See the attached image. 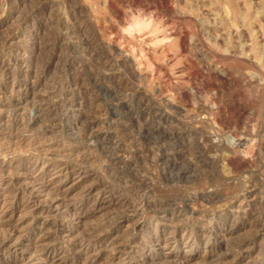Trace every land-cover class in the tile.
<instances>
[{
    "label": "bare ground",
    "instance_id": "1",
    "mask_svg": "<svg viewBox=\"0 0 264 264\" xmlns=\"http://www.w3.org/2000/svg\"><path fill=\"white\" fill-rule=\"evenodd\" d=\"M109 1L111 2V0ZM16 2L14 1V3ZM14 3L12 2V4ZM48 3L43 1V4L35 6L36 8L23 18L21 15L25 13L16 16L18 19L22 18L19 21L22 27L16 26L20 30L8 32L0 38L2 47L0 48V264H186L187 262L184 260L186 256L181 260L177 258L179 251L184 247L188 248L187 251L191 257L195 255L200 258L202 264H224V260L227 258L231 260V264H255L257 261L264 264V222L258 225L260 226L258 229L256 228L261 241L260 238L250 241L249 238L248 241L236 245L234 249L229 250L226 247V251L225 249L221 251L217 243L218 238H229L230 234L251 223L250 219L257 214L254 212L255 207L251 202L255 196L250 198L255 189L244 193L236 190L235 194L229 196V193L218 191L216 188L220 185L236 186L235 184L238 183L226 177H215L210 172L198 178L190 176V179L195 181L194 183L200 184L203 181L208 185L203 189L202 187L200 190L168 187L175 177L182 179L187 176L188 178V167L183 168L180 166L181 163L178 165V163L169 160L168 152L165 153L164 150L155 156L152 155L154 158L151 162L149 160L148 165L141 168L134 167L132 163L125 160H120L116 155L118 144L116 143L115 147L108 146V131H100L96 128L116 116L115 111H110L108 106L101 104L102 108L97 102L101 100H98L95 95L94 98L92 97V101L97 103L95 104L97 108L93 111L89 110V116L86 113L83 116L86 118L80 121L83 119V114L77 108V103L87 85L83 82L85 85L83 86L79 81H76L73 86L72 80L69 79L53 81L50 84L45 82V79L48 80L45 72L55 62L57 54L55 47L61 40L72 39L73 41V38H77L76 42L88 44L91 41L90 34L93 36V33L88 31L91 28H88L87 23L89 22H78L76 19L75 21L71 15L66 18L61 17L62 14L53 19V23L50 22L52 18L49 17L50 21H48L51 24L46 26H52L49 27V30H44L46 32L42 31V28L45 27L39 20L40 23H37L36 19L44 14L43 10L46 9ZM17 5L19 4L17 3ZM69 14L74 13L70 12ZM18 19L14 20L18 21ZM41 31L52 37L50 45L53 50L49 53V58L46 57L48 60L46 59L47 61L43 65L44 69L41 72H36L35 68L29 67L31 60H28L25 55H35L44 42L39 41L36 44L22 42L25 39L27 41V38L39 36ZM44 33L41 35L42 37H45ZM47 45L49 46V44ZM84 46L86 47L85 44ZM81 47L83 48V45ZM111 47L114 52L121 50V47L115 46L113 43ZM111 47L109 46V48ZM68 48L71 47L68 46ZM133 53V49H130L124 55L126 60H123H131ZM105 54L109 55L110 53L106 52ZM122 54H120L121 56L116 54L118 57L115 58L119 59ZM250 55L244 56L245 61L248 62V65L253 66V69L256 68L257 73L261 75V64L255 65L253 60L256 61V59ZM69 59L71 58L67 56L65 61L69 62ZM115 60L110 63L112 64L110 69L101 74L102 79L103 77L115 78L122 73L119 69L120 61ZM241 62H244L243 59ZM127 63L129 64L128 61ZM136 65L133 66L134 69H136ZM23 67L27 68L23 69ZM135 73V76L141 74L140 71ZM84 76L86 78L87 75ZM136 77L139 78V76ZM256 79L259 80V78ZM136 85L135 87L129 85L131 90L122 95H119L118 92L113 94L115 98L119 99L120 96L125 98L126 103L121 104L120 97L119 106L127 109L134 107L138 95L141 94L140 88H137ZM144 95L145 93L139 98L146 99L147 94ZM141 99L138 102L143 101ZM149 100L148 103H140V108L147 112L153 108L150 96ZM158 111H160V117L163 118L160 121L165 122L169 114L167 115L163 112L164 110L161 111L159 108ZM93 112L95 114L90 116ZM73 118L76 120L75 124L69 125ZM43 119L44 122H42ZM114 120L111 119V121ZM167 121L169 122V120ZM79 122L81 125L82 122L84 123L83 130L81 129L82 132L79 130L81 135L78 133V136H74L73 129L78 127L77 123ZM158 123L160 124V122ZM36 124L40 126L38 131H35L37 133L29 134V130L34 129ZM157 125L156 123L155 126ZM165 131L163 134L160 133L162 138L167 135ZM129 134L128 137L131 140L129 143L138 140L136 131ZM45 139L47 143H42V140ZM208 144L210 146V143ZM140 146L142 147V145ZM207 148L209 149V147ZM52 149L66 150L67 153L60 152V155L56 156L50 153ZM135 152L137 153L139 150L137 149ZM171 153L173 152L171 151ZM93 155H97L98 159L101 157L104 159L102 158L103 160L100 162L98 159L95 160ZM93 163H96L100 171L95 169L92 180L89 181L88 177L91 175L88 172L97 167H93ZM240 163L236 159L233 163L234 168H237ZM39 164H41L39 168L35 169ZM194 199H203L210 203L225 200L227 204L222 209V214L206 210L197 211L191 206ZM101 212L100 219L91 220ZM229 214L231 216L236 214V216L233 215L234 218H240L244 221V225L231 222L233 216L229 218ZM253 219L251 221H254ZM148 233L150 234L148 235ZM200 241L205 244L202 251L197 247Z\"/></svg>",
    "mask_w": 264,
    "mask_h": 264
},
{
    "label": "rangeland",
    "instance_id": "2",
    "mask_svg": "<svg viewBox=\"0 0 264 264\" xmlns=\"http://www.w3.org/2000/svg\"><path fill=\"white\" fill-rule=\"evenodd\" d=\"M14 1L17 2L14 3ZM43 1L49 2L46 7V9H48L43 10V17L40 16V18L38 17V19H36L37 23L42 22V25L46 28L41 27L42 31L49 30V27L52 25H49V27L46 25L54 21L53 19L56 17H59V14H62L60 15L61 17L66 18L70 17L68 15H71V18H73V20H78V22H89L87 23L88 28H91H89L90 30L88 31L89 33H93L94 36L90 34V44L78 43L76 42L77 38H73V41L72 39L61 40L58 43L59 46L57 45L55 47L57 53L55 64L53 63L45 72L47 75L46 78L48 79H45V82L49 84L53 83V81L56 82L69 79L72 80L73 86L76 81H79L81 84L84 82V84L87 85L85 86L83 84L86 90L81 94V97L78 98L77 103V108H79L83 114V119L81 118L82 120L80 121L86 118L83 117L86 113L89 116V110L93 111L97 108L95 105L97 103L92 101V97L94 98L96 95L98 100H101L97 101L99 102L98 104L105 105L106 107L108 106L107 108L110 111L114 110V113L117 114L108 119L109 122H105L101 124L100 127L97 126L96 128L100 131H108V146L115 147L116 143L118 144L116 155L119 156L120 160H125L132 163L134 167L141 168L147 166L149 160L151 162L154 158L152 155L155 156L160 153L161 150H164L165 153L168 152L169 160L178 163V165L181 163V167L183 166V168H185L186 166V168L188 167L187 170H189V174H187L189 175L188 178L187 176L182 179H177L175 177L172 182L168 184L170 188L200 190L202 187L203 189L208 185L203 181H201L202 183L200 184H196L193 179H190V176L191 178H198L210 172L213 173L215 177H226L238 183L235 184L236 186L220 185L216 188L218 191L229 193V196L235 194L237 191L244 193L255 189L254 195L252 194L253 196L251 195L250 197L251 199L254 196L256 197L251 201L252 204H254L252 206L256 209H254V212L257 213L252 217L254 221H251V218V223L247 224L245 228L230 234V239L218 238L217 243L221 251H224V249L226 251V247H228L229 250L234 249L236 245L238 246L242 242L248 241L249 238L250 241L256 238L258 240L260 236L257 235L256 228L258 229L260 227L258 225L264 222V184H262L264 183V0ZM43 1L0 0V38L8 32L16 31L17 29L19 31L20 28L18 27H22L19 21L30 14L34 8L38 7L37 5L40 6L43 4ZM52 1L53 4H51ZM12 2L14 4H12ZM17 3L19 5H17ZM78 9L80 12H77L79 11ZM70 12L74 14H69ZM86 12L89 14H86ZM117 12L118 14L116 15ZM18 15H21L22 18L20 17L21 19H18V17H16ZM77 15L79 18H77ZM49 17L52 18L51 21ZM45 18L48 19L46 20ZM82 18H84V20H81ZM14 19H18V21ZM42 31L39 36H36L37 38H27V41L25 39L24 42H22L24 44H36L39 43V41L44 42L43 46L38 49L35 55H25L28 60H31L29 67L35 68L36 72H41L42 69H44L43 65L48 60L49 53L53 50L50 45L52 37L45 35L44 32L46 31ZM117 32L118 34H116ZM43 33L45 37L41 36ZM112 43L115 46L121 47L122 51L114 52L111 47ZM47 44H49V46ZM73 44L74 46L78 44V46H75L78 48H75ZM79 45H83V48ZM63 46L66 47L64 48ZM68 46L71 48H68ZM109 46L111 48H109ZM0 48H2L1 45ZM99 48L102 49L99 51L97 50ZM91 49H95L97 52L95 50L91 52ZM130 49H133L134 53L132 54L133 60L132 58L131 60H127L129 65L127 61H124L126 60L124 59V55L126 52H129ZM104 51L113 56L105 54L106 52ZM116 54L118 56L122 54V57H119V59L115 58L117 56ZM246 55H250L253 59H256L257 62L253 60L255 65L258 66L261 64V75L257 73L258 70L256 68L253 69V66L248 65V62L244 59ZM67 56L72 60L69 59V62H66L65 59ZM107 56L108 58H106ZM111 58L120 61V64H118L120 72L122 73L115 78L112 77L113 79L111 77H103L102 79L101 74H103L105 70L107 71L110 69L112 65L110 63H113ZM239 59L240 62H238ZM242 59L244 62H241ZM133 61L134 63H132ZM135 65L136 69L133 67ZM26 68L27 67H23V69ZM131 69L137 73L140 71L141 74L136 75L139 76V78L135 76L136 73H133ZM87 71L90 73L88 74ZM247 74H249L251 78ZM84 75H87L86 78H84ZM254 76L259 78V80ZM126 81L131 87L132 85L135 87L137 84L136 87L140 88L139 90L141 91V94L138 95L137 102L135 101L134 103V107H131L132 109L119 106L121 100V104L126 103L125 98L120 96L121 100L119 101L120 97L118 99L113 95L115 92L122 95L131 90ZM144 93L145 95L147 94V96L144 95L146 99L139 98V96ZM149 96L150 99H152L151 104L153 110L151 109L147 112L140 108V103L150 102ZM140 99L143 101L138 102ZM158 108L161 111L164 110L163 112L167 113V115H170L166 117L167 119L165 122L160 121L163 118L160 117ZM94 114L93 112L90 116ZM157 116H159V119ZM112 118L116 121H111ZM155 118H157V121H155ZM167 120H169V122ZM70 121L72 123L69 122V125L75 124L76 122L74 118ZM42 122H44V119ZM158 122H160V124ZM156 123L158 127L155 126ZM83 124V122L82 125L81 122L77 123L79 128L76 127L75 130L73 129V133H75L74 136L81 135L80 131L82 132L83 130ZM161 124L162 126H159ZM163 126H165V130H168L165 131ZM39 127V124H36L35 128L29 130L28 133H37L35 131H38ZM135 131L138 134V138H136L138 140H136L137 142H131V145V143H129L131 140L128 136L130 135L129 133ZM164 131L167 132V135L162 138L161 135ZM143 139L146 140L144 141ZM209 139L212 143L209 142ZM46 141V139L42 140V143H47ZM183 141L185 142L183 143ZM208 143L212 146L210 147ZM199 144L200 146H198ZM140 145H142V147ZM207 147H209V149ZM137 149L139 152L136 153L135 151ZM64 151L67 153L66 150L52 149L50 153L57 156L60 152L63 153ZM171 151L173 153H171ZM234 151L237 152L238 156ZM94 158L97 160V155L94 156ZM102 158L103 157L98 160L101 162L104 159ZM236 159L241 163L237 168H234L233 163H235ZM188 161L190 163H187ZM40 165L41 164L35 167V169H38ZM96 166L95 163L93 167ZM28 169L27 167V170ZM95 169L100 171L98 166L90 170L88 172V174L91 175L88 177L89 181L92 180ZM226 204L227 201L225 200L210 203L203 199H194L191 206L197 211L206 210L222 214V209ZM101 215L102 212L101 214L98 213L94 218L92 217L91 220L96 221L102 217ZM233 215L236 216V214ZM232 216L229 214V218ZM234 219L233 216L231 222L234 221L237 224L244 223L240 218ZM150 233H148V235ZM259 240L261 241V238ZM228 242L229 245H227ZM197 245L202 251L205 244L203 241H200ZM187 249V247L182 248L177 258L181 260L186 256V259H184L187 262H185L186 264H202L200 263V258L195 255L191 257ZM230 262L231 260L229 258L224 260V264H231ZM255 264H260V261H257Z\"/></svg>",
    "mask_w": 264,
    "mask_h": 264
}]
</instances>
